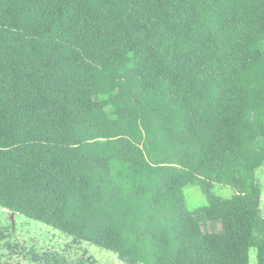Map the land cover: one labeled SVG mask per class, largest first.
<instances>
[{
	"label": "trees",
	"instance_id": "obj_1",
	"mask_svg": "<svg viewBox=\"0 0 264 264\" xmlns=\"http://www.w3.org/2000/svg\"><path fill=\"white\" fill-rule=\"evenodd\" d=\"M263 165L264 0H0L3 208L125 264H264Z\"/></svg>",
	"mask_w": 264,
	"mask_h": 264
},
{
	"label": "rangeland",
	"instance_id": "obj_2",
	"mask_svg": "<svg viewBox=\"0 0 264 264\" xmlns=\"http://www.w3.org/2000/svg\"><path fill=\"white\" fill-rule=\"evenodd\" d=\"M264 212V165L257 169ZM213 192L222 198L235 193L231 186L215 184ZM186 205L194 210L208 204L199 185L184 188ZM0 205V264H55L65 258L70 264H125L116 253L80 240L40 221L15 213ZM205 231L220 229L219 224L204 223ZM250 264H257L256 249L250 251Z\"/></svg>",
	"mask_w": 264,
	"mask_h": 264
},
{
	"label": "water",
	"instance_id": "obj_3",
	"mask_svg": "<svg viewBox=\"0 0 264 264\" xmlns=\"http://www.w3.org/2000/svg\"><path fill=\"white\" fill-rule=\"evenodd\" d=\"M12 219L14 218V215H15V212L14 211H12ZM13 221H14V219H13Z\"/></svg>",
	"mask_w": 264,
	"mask_h": 264
}]
</instances>
